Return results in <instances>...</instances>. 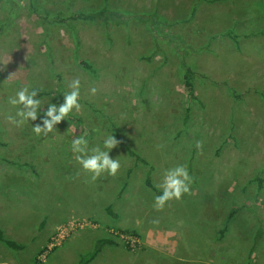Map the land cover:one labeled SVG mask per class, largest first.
Returning <instances> with one entry per match:
<instances>
[{"label": "rangeland", "instance_id": "1", "mask_svg": "<svg viewBox=\"0 0 264 264\" xmlns=\"http://www.w3.org/2000/svg\"><path fill=\"white\" fill-rule=\"evenodd\" d=\"M77 77L80 111L37 136ZM24 84L47 93L37 120L16 126L8 98ZM261 92L264 0H0V229L23 245L0 242V264H78L97 236L122 250L85 264H264ZM108 134L121 168L92 181L71 142L102 147ZM180 164L189 192L155 210L146 173L161 190Z\"/></svg>", "mask_w": 264, "mask_h": 264}, {"label": "clouds", "instance_id": "2", "mask_svg": "<svg viewBox=\"0 0 264 264\" xmlns=\"http://www.w3.org/2000/svg\"><path fill=\"white\" fill-rule=\"evenodd\" d=\"M69 91L65 92L63 103L57 105L49 103L41 117L42 123L33 125V132L39 136L47 135L52 132L63 119H65L73 110L77 113L81 109L80 99V79L73 78L67 85ZM92 94H95L96 88H92ZM40 89L33 88L29 84H24L14 96L8 98V103L17 107L16 116L9 115L7 120L20 126L26 122L36 121L39 111L42 109V101L38 98ZM73 131H75L73 129ZM121 143L112 134H108L104 140L102 147L96 145L89 148V142L85 136H76L71 142V151L75 154V159L81 168L91 173V180L95 181L102 174L115 176L121 168L120 161L113 159L109 155V151L117 147ZM202 142L197 141V148H201ZM192 177L189 175L186 165L180 164L165 170L158 187L161 194L154 197L153 207L157 211H162L166 203L170 200H179L183 194L189 192V186Z\"/></svg>", "mask_w": 264, "mask_h": 264}, {"label": "trees", "instance_id": "3", "mask_svg": "<svg viewBox=\"0 0 264 264\" xmlns=\"http://www.w3.org/2000/svg\"><path fill=\"white\" fill-rule=\"evenodd\" d=\"M58 15V19L63 22L66 19L63 18L60 14ZM98 16H96V14L92 15L89 13H81V12H75L74 14H71L68 19L71 20H76V19H80V20H89V19H96ZM82 64H84V62H80ZM184 68V73H183V84L189 88V90H191V82H190V74H191V70L187 65L183 66ZM47 92H45L44 90L40 89L39 94H46ZM38 94V95H39ZM261 97H264V93H260ZM126 152L133 156L135 159H137V161L139 160V162L141 163H146V161L144 159H142L140 156H138L137 154H135L132 150L126 148ZM259 181H261V179L257 180V183L259 185ZM144 183L146 185V187H148L155 195H160L161 194V190L157 189L156 187H154L149 179L148 174L146 173L145 178H144ZM105 211L106 213H111V209L110 207H105ZM225 230V227H222L220 229V234L223 233V231ZM131 233H134L133 231H129ZM0 242L3 243L4 245H6L7 247H9L12 250H19L23 248L22 244L17 243L16 241L12 240V239H8L3 235L2 230L0 229ZM113 243V241L110 238L107 237H101L98 238L95 243L94 246L92 247V249L85 255V257H83L78 264H85L87 262H89L90 260H92L96 254L100 251L101 247L104 244H110Z\"/></svg>", "mask_w": 264, "mask_h": 264}, {"label": "crops", "instance_id": "4", "mask_svg": "<svg viewBox=\"0 0 264 264\" xmlns=\"http://www.w3.org/2000/svg\"><path fill=\"white\" fill-rule=\"evenodd\" d=\"M143 182H144V179H143ZM148 188V187H147ZM149 189V188H148ZM150 190V189H149ZM151 191V190H150ZM120 211V210H119ZM67 213H69V214H71L70 212H64L63 214H67ZM119 213V212H118ZM118 213H116L117 215H120V214H118ZM107 214V213H106ZM116 214H115V216H116ZM55 216H59V214H52V213H50L49 215H47L46 217H44L43 219H41V221H40V223H42V222H44V219L46 218V220L48 221V220H50V222H51V224L56 220L55 218ZM112 217H114V216H112ZM118 220L119 222H116L115 220ZM115 220L114 221H109L110 223H114L115 225H117L118 227H123V224H122V222H121V220H119L118 219V217L117 218H115ZM46 221V222H47ZM45 224V223H44ZM43 224V225H44ZM49 223H46V225H48ZM51 224L49 225V226H51ZM92 230V229H91ZM90 233L91 234H94L95 232L94 231H90ZM79 235L78 234H74L73 236H71V238H69L68 240H67V242H73V241H75L76 239H77V237H78ZM97 236V235H96ZM102 236H97L96 237V240L98 239V238H101ZM44 240H45V238L44 239H42V244L44 243ZM40 241H41V239H40ZM120 250H122V247L120 246V245H118L117 243H115V242H113V243H110V244H104L102 247H101V249H100V251L97 253V254H102V253H106L107 255H112V254H117L116 253V251L118 252V251H120ZM96 254V255H97ZM96 257V256H95Z\"/></svg>", "mask_w": 264, "mask_h": 264}]
</instances>
